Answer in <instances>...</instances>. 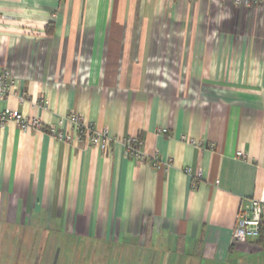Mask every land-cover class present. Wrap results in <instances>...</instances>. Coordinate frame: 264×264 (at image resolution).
Wrapping results in <instances>:
<instances>
[{
  "label": "crops",
  "instance_id": "obj_1",
  "mask_svg": "<svg viewBox=\"0 0 264 264\" xmlns=\"http://www.w3.org/2000/svg\"><path fill=\"white\" fill-rule=\"evenodd\" d=\"M0 68V264H264V2L0 0Z\"/></svg>",
  "mask_w": 264,
  "mask_h": 264
},
{
  "label": "built area",
  "instance_id": "obj_2",
  "mask_svg": "<svg viewBox=\"0 0 264 264\" xmlns=\"http://www.w3.org/2000/svg\"><path fill=\"white\" fill-rule=\"evenodd\" d=\"M235 4L241 6H250L262 4L264 0H234ZM13 85L12 72L8 68H0V98L6 97ZM15 120L24 129H42L43 125L37 118H28L22 114L7 110L0 113V128L8 121ZM78 131V137L87 136L89 143L106 149L113 141L105 131L97 132L91 124H86L80 117L71 116ZM54 135L63 137L55 129H51ZM141 141L137 136L127 137L124 141L125 154L127 157L136 160H143L144 155L141 150ZM243 153L239 152L238 156ZM244 156V155H243ZM233 240L235 243H243L253 239H259L264 235V189L259 197L249 198L246 205L240 206L233 229Z\"/></svg>",
  "mask_w": 264,
  "mask_h": 264
},
{
  "label": "rangeland",
  "instance_id": "obj_3",
  "mask_svg": "<svg viewBox=\"0 0 264 264\" xmlns=\"http://www.w3.org/2000/svg\"><path fill=\"white\" fill-rule=\"evenodd\" d=\"M21 246H22V244H21ZM60 247L62 248V246H60ZM61 251H62V256L58 257V255L56 254L55 257H53V260H52L51 264L60 263V261H62V258H63L64 254H65L64 248H62ZM66 259H68V257H66ZM80 262L84 263V259L82 258Z\"/></svg>",
  "mask_w": 264,
  "mask_h": 264
},
{
  "label": "trees",
  "instance_id": "obj_4",
  "mask_svg": "<svg viewBox=\"0 0 264 264\" xmlns=\"http://www.w3.org/2000/svg\"><path fill=\"white\" fill-rule=\"evenodd\" d=\"M43 129L48 130V128L43 126ZM260 238H264V235H262Z\"/></svg>",
  "mask_w": 264,
  "mask_h": 264
}]
</instances>
